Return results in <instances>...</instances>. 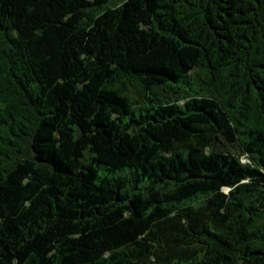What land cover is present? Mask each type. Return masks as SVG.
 Returning a JSON list of instances; mask_svg holds the SVG:
<instances>
[{"label":"trees","instance_id":"trees-1","mask_svg":"<svg viewBox=\"0 0 264 264\" xmlns=\"http://www.w3.org/2000/svg\"><path fill=\"white\" fill-rule=\"evenodd\" d=\"M0 264H264V0H0Z\"/></svg>","mask_w":264,"mask_h":264}]
</instances>
